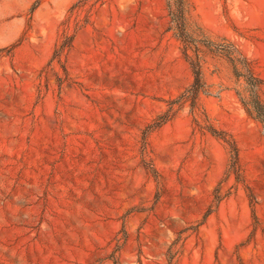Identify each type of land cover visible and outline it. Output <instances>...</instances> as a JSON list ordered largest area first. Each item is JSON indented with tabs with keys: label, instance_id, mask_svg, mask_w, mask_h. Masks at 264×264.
Segmentation results:
<instances>
[{
	"label": "rangeland",
	"instance_id": "rangeland-1",
	"mask_svg": "<svg viewBox=\"0 0 264 264\" xmlns=\"http://www.w3.org/2000/svg\"><path fill=\"white\" fill-rule=\"evenodd\" d=\"M190 6L264 78V0ZM203 71L150 128L193 82L166 0H0V264H264V125Z\"/></svg>",
	"mask_w": 264,
	"mask_h": 264
},
{
	"label": "trees",
	"instance_id": "trees-1",
	"mask_svg": "<svg viewBox=\"0 0 264 264\" xmlns=\"http://www.w3.org/2000/svg\"><path fill=\"white\" fill-rule=\"evenodd\" d=\"M166 6L169 29L181 42L182 54L191 68L193 82L168 102V109L157 117L150 128L166 122L185 103H189L191 111L195 113L200 95L212 93L203 71V61L206 56L222 60L226 64L239 101L251 117L264 125V99L262 97L264 78L259 75L254 60L231 39L225 36L211 37L202 26L191 21L190 0H166ZM68 45V40H62L56 54H60ZM198 125L229 145L232 166L235 169L238 162V148L234 140L211 124L198 122ZM254 217H256L255 212Z\"/></svg>",
	"mask_w": 264,
	"mask_h": 264
}]
</instances>
